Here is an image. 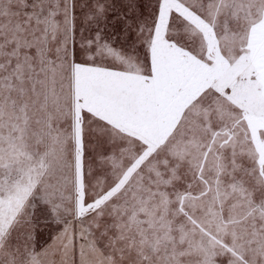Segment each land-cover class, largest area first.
<instances>
[{
  "label": "snow or ice",
  "instance_id": "snow-or-ice-1",
  "mask_svg": "<svg viewBox=\"0 0 264 264\" xmlns=\"http://www.w3.org/2000/svg\"><path fill=\"white\" fill-rule=\"evenodd\" d=\"M0 264H264V0H0Z\"/></svg>",
  "mask_w": 264,
  "mask_h": 264
}]
</instances>
